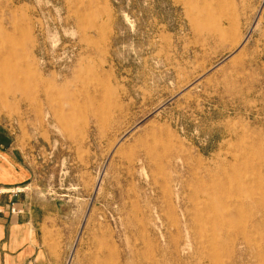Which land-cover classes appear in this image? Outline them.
<instances>
[{
	"label": "rangeland",
	"instance_id": "1",
	"mask_svg": "<svg viewBox=\"0 0 264 264\" xmlns=\"http://www.w3.org/2000/svg\"><path fill=\"white\" fill-rule=\"evenodd\" d=\"M0 151L24 264H264V0H0Z\"/></svg>",
	"mask_w": 264,
	"mask_h": 264
},
{
	"label": "crops",
	"instance_id": "2",
	"mask_svg": "<svg viewBox=\"0 0 264 264\" xmlns=\"http://www.w3.org/2000/svg\"><path fill=\"white\" fill-rule=\"evenodd\" d=\"M4 155L0 151V157L5 158ZM32 174L33 170L29 162L17 163L11 159L6 162L0 160V183L2 184H20L18 186H21L28 182ZM0 200L4 206V211L0 214V264H24L29 253L24 251L26 246L21 245L25 241L21 233L24 230L25 234L28 221L22 214L10 212L11 198L9 196L4 195Z\"/></svg>",
	"mask_w": 264,
	"mask_h": 264
},
{
	"label": "bare ground",
	"instance_id": "3",
	"mask_svg": "<svg viewBox=\"0 0 264 264\" xmlns=\"http://www.w3.org/2000/svg\"><path fill=\"white\" fill-rule=\"evenodd\" d=\"M201 166H203V165H200V167H201ZM205 168H206V167H205ZM202 169H203V168H202ZM208 170H209V169H208ZM209 171H210V170H209ZM195 172H196V171H195ZM196 173H197V172H196ZM205 173H206V172H205ZM205 173H204V174H205ZM208 173H209V172H208ZM210 173H212V172H210ZM193 174H194V173H193ZM197 174H198V173H197ZM197 174H196V175H197ZM202 174H203V173H202ZM226 175H227V174H226ZM193 176H194V175H193ZM201 176H203V175H201ZM208 176H209V175H208ZM197 177H199V176H197ZM209 177H210V176H209ZM195 178H196V177H195ZM199 178H201V177H199ZM205 178H206V177H205ZM214 178H216V177H214ZM220 178H221V177H220ZM224 178H225V177H224ZM227 178H229V177H227ZM197 180L200 181L199 179H197ZM208 180H209V179H208ZM208 180H206V181H208ZM222 180H223V179H222ZM183 181H184V179H183ZM186 181H187V180H186ZM193 181H194V180H193ZM203 181H204V178H203ZM217 181H218V180H217ZM217 181H216V182H217ZM220 181H221V180H220ZM195 182H197V181H195ZM195 182H194V183H195ZM201 182H202V181H201ZM218 182H219V181H218ZM218 182H217V184H218ZM221 182H222V181H221ZM224 182H225V185H226V181H225V180H224ZM197 183H198V182H197ZM208 183H209V182H208ZM183 184H184V183H183ZM204 184H205V182H204ZM217 184H216V185H217ZM178 185H179V183H178ZM218 185H221V184L219 183ZM195 186H196V185H195ZM204 186H205V185H204ZM196 187H197V186H196ZM217 187H218V186H217ZM192 188H194V187H192ZM192 188H191V189H192ZM210 188H211V187H210ZM210 188H209V189H210ZM226 188H227V187H226ZM180 189H181V188H180ZM220 189H221V188H220ZM220 189H219V187H218L217 190H220ZM182 190H183V189H182ZM185 190H186V189H185ZM185 190H184V191H185ZM195 190H196V189H195ZM191 191H192V190H191ZM215 191H216V190H215ZM224 191H225V190H224ZM226 191H227V189H226ZM226 191H225V192H226ZM179 192H180V191H179ZM189 192H190V191H189ZM205 192H206V191H205ZM210 192H211V191H210ZM220 192H221V191H220ZM222 192H223V191H222ZM184 193H185V192H184ZM192 193H193V192H192ZM179 194H180V193H179ZM193 194H194V193H193ZM206 194H208V193L206 192ZM185 195H186V193H185ZM209 195H210V194H209ZM208 197H209V196H208ZM210 197H211V196H210ZM212 197H214V196H212ZM224 197H225V196H223V198H224ZM181 198H182V195H181ZM195 198H197V196H195ZM201 198H202V197H201ZM239 198H240V197H239ZM202 199H203V201H204V198H202ZM224 200H225V199H224ZM198 203H199V202H198ZM203 203H204V202H203ZM220 203H221V202H220ZM223 203H224V202H223ZM223 203H222V204H223ZM236 203H237V200H236ZM238 203H240V202H238ZM243 203H244V202H243ZM233 204L235 205L234 202H233ZM187 205H188V204H187ZM210 205H211V204H210ZM197 206H198V205H197ZM211 206H212V205H211ZM223 206H224V205H223ZM201 208L204 209L203 207H201ZM205 208H206V207H205ZM208 208H209V207H208ZM212 208H213V210H214V207H212ZM212 208H211V209H212ZM196 209H197V208H196ZM237 209H238V208H237ZM204 210H205V209H204ZM208 210H209V209H208ZM187 211H188V210H187ZM187 211H186V212H187ZM189 211H191V210L189 209ZM193 212H194V211H193ZM199 212H200V211H199ZM237 212H239V211H236V213H237ZM183 213H184V212H183ZM197 213H198V212H196V214H197ZM203 213H204V211H203ZM207 213H208V212H207ZM209 213H210V211H209ZM239 213H240V212H239ZM185 214H186V213H185ZM194 214H195V213H194ZM197 216H198V214H197ZM182 217H184V216H182ZM206 217H207V216H206ZM211 217H212V216H211ZM197 218H198V217H197ZM197 218H196V219H197ZM199 218H200V216H199ZM199 218H198V219H199ZM201 218H202V217H201ZM202 219H203V218H202ZM219 219H220V218H219ZM199 220H200V219H199ZM232 220L234 221V218H233ZM183 221H184V220H183ZM186 222H187V221H186ZM197 222H198V221H197ZM218 222H219V221H218ZM241 222H242V221H241ZM211 223H212V222H211ZM177 224H178V223H177ZM175 225H176V224H175ZM178 225L181 226V224H178ZM186 225H187V228H188V224H186ZM193 225H194V224H193ZM203 225H204V224H203ZM207 225H208V224H207ZM207 225H206V228H207ZM221 225H222V223H221ZM197 226H198V223H197ZM210 226H211V225H210ZM210 226H209V228H210ZM225 226H227V225H225ZM183 227H185V226H183ZM200 227H201V226H200ZM190 228H191V227H190ZM204 228H205V227H204ZM212 228H213V227H212ZM207 229H208V228H207ZM186 230H187V229H186ZM192 231H193V230H192ZM192 231H191V232H192ZM208 231H209V229H208ZM210 231H212V230H210ZM189 232H190V231H189ZM194 233H195V232H194ZM202 233L204 234V232H202ZM200 235H201V232H200ZM196 236H197V235H196ZM201 237H202V236H200V238H201ZM172 241H173V240H172ZM202 241H203V240H202ZM207 241H208V240H207ZM176 242H177V241H176ZM205 242H206V241H205ZM209 242H210V241H209ZM202 243H203V242H202ZM210 243H211V242H210ZM214 243H215V242H214ZM172 244H173V243H172ZM204 244H205V243H204ZM155 245H156V244H155ZM177 245H179V244H177ZM152 246H153V245H152ZM157 246H158V245H157ZM207 246H208V245H207ZM209 246H210V245H209ZM204 247H205V246H204ZM210 247H211V246H210ZM215 247H216V246H215ZM150 248H152V247H150ZM201 248H202V247H201ZM205 248H206V247H205ZM179 249H180V248H179ZM206 249H207V248H206ZM209 249H210V248H209ZM213 249H214V248H213ZM198 250H200V249H198ZM198 250H197V251H198ZM212 251H213V250H212ZM212 251H211V253H212ZM171 252H172V251H171ZM173 252H174V251H173ZM198 252H199V251H198ZM206 252H207V251H206ZM174 253H175V252H174ZM207 254H208V253H207ZM212 254H213V253H212ZM212 254H210V255H212ZM144 255H145V254H144ZM205 255H206V254H205ZM153 257H154V256H153ZM183 257H184V256H183ZM149 258H151V257H149ZM203 258H204V257H203ZM210 258H211V257H210ZM213 258H214V257H213ZM146 259L148 260V258H146ZM153 259H154V258H153ZM155 259H156V258H155ZM184 259H185V258H184ZM184 259L182 260V258H181V261L184 262ZM194 260H195V257H194ZM197 260L199 261V259H197ZM205 260H207V259H205ZM141 261H142V260H141ZM139 262H140V261H139ZM153 262H154V261H153ZM153 262H152V260H151V263H153ZM161 262H162V261H161ZM185 262H186V261H185ZM188 262H189V261H188ZM188 262H187V263H188ZM141 263H142V262H141ZM143 263H144V262H143ZM147 263L149 264V261H148ZM136 264H137V263H136ZM139 264H140V263H139ZM145 264H146V263H145ZM166 264H167V263H166ZM181 264H182V263H181ZM199 264H200V263H199ZM210 264H211V263H210Z\"/></svg>",
	"mask_w": 264,
	"mask_h": 264
},
{
	"label": "built area",
	"instance_id": "4",
	"mask_svg": "<svg viewBox=\"0 0 264 264\" xmlns=\"http://www.w3.org/2000/svg\"><path fill=\"white\" fill-rule=\"evenodd\" d=\"M19 191L20 190H19L18 186H10V187L9 186L8 187L0 186V199L4 195L9 196L11 199H13V196L16 195ZM14 205L15 204L12 203V206L9 208L12 213L17 212V208ZM3 211H4V206L0 200V214L3 213Z\"/></svg>",
	"mask_w": 264,
	"mask_h": 264
}]
</instances>
